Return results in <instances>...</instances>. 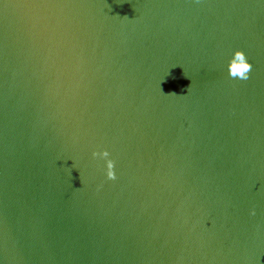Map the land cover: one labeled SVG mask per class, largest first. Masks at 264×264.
<instances>
[{"label": "water", "instance_id": "95a60500", "mask_svg": "<svg viewBox=\"0 0 264 264\" xmlns=\"http://www.w3.org/2000/svg\"><path fill=\"white\" fill-rule=\"evenodd\" d=\"M0 264H264V0H0Z\"/></svg>", "mask_w": 264, "mask_h": 264}, {"label": "clouds", "instance_id": "9594fccd", "mask_svg": "<svg viewBox=\"0 0 264 264\" xmlns=\"http://www.w3.org/2000/svg\"><path fill=\"white\" fill-rule=\"evenodd\" d=\"M252 65L248 62L246 55L241 50H236L228 63V74L233 79L247 80L249 79V74L251 72ZM93 157H99L106 161L107 168V178L110 180L116 179L114 172V161L109 159V152H93Z\"/></svg>", "mask_w": 264, "mask_h": 264}]
</instances>
